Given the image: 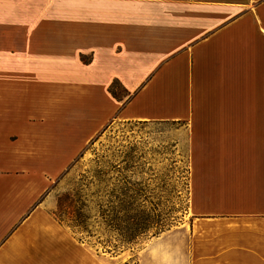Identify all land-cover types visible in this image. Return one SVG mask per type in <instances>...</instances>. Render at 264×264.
Instances as JSON below:
<instances>
[{"label":"crops","instance_id":"0c3cea01","mask_svg":"<svg viewBox=\"0 0 264 264\" xmlns=\"http://www.w3.org/2000/svg\"><path fill=\"white\" fill-rule=\"evenodd\" d=\"M115 120L187 149L192 221L139 264H264V0H0V264H108L50 190Z\"/></svg>","mask_w":264,"mask_h":264},{"label":"rangeland","instance_id":"374dc122","mask_svg":"<svg viewBox=\"0 0 264 264\" xmlns=\"http://www.w3.org/2000/svg\"><path fill=\"white\" fill-rule=\"evenodd\" d=\"M113 86L118 96L125 93L119 83ZM181 129L174 123L115 120L54 181L50 190L54 212L68 225L71 212L83 207L91 234L69 227L108 264H139L149 240L191 223L187 149L177 140L183 136ZM112 192L129 196V203L114 200L113 206L130 208L153 223L137 241L117 249L112 244L117 236L108 231L100 212Z\"/></svg>","mask_w":264,"mask_h":264},{"label":"trees","instance_id":"16d2710c","mask_svg":"<svg viewBox=\"0 0 264 264\" xmlns=\"http://www.w3.org/2000/svg\"><path fill=\"white\" fill-rule=\"evenodd\" d=\"M108 195V205L103 208L101 212V217L106 224L108 231L117 236L116 243H112V240H107L108 243H112L115 249L134 243L139 239L141 235H144L147 230L153 226L151 219L146 218L141 213L134 214L130 208L113 206L114 200L127 204L128 195L126 192L115 193L112 192ZM55 217L62 223L63 219L54 212ZM89 215L84 211L83 207H77L71 212V216L68 219V226L72 228H79L82 231H86L91 234L88 223ZM112 236V235H110Z\"/></svg>","mask_w":264,"mask_h":264}]
</instances>
